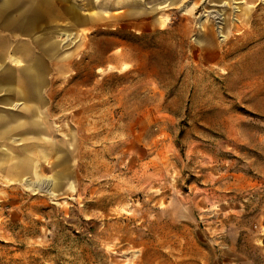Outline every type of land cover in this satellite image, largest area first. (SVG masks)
I'll list each match as a JSON object with an SVG mask.
<instances>
[{"label": "rangeland", "instance_id": "374dc122", "mask_svg": "<svg viewBox=\"0 0 264 264\" xmlns=\"http://www.w3.org/2000/svg\"><path fill=\"white\" fill-rule=\"evenodd\" d=\"M38 7L6 64L41 61V101L0 90L40 123L0 139V264H264V183L232 185L264 178V0Z\"/></svg>", "mask_w": 264, "mask_h": 264}, {"label": "crops", "instance_id": "0c3cea01", "mask_svg": "<svg viewBox=\"0 0 264 264\" xmlns=\"http://www.w3.org/2000/svg\"><path fill=\"white\" fill-rule=\"evenodd\" d=\"M36 3V0H0V90L10 95L22 97L26 101H41L39 98L40 88L44 82V68L41 61L37 58L28 59L20 68H14L12 65L6 64L8 59L18 61L16 47L12 45V36L16 32L29 34L36 25L37 12L40 7L35 10L30 7ZM40 4V3H37ZM7 34H3V32ZM46 35H44L45 37ZM53 43L48 44L43 49V53L52 57ZM5 104L13 105L11 97H5ZM2 102V100H0ZM29 110V106H26ZM38 115L30 117L20 112L0 108V139L9 136L12 139L13 129L24 128L26 124L33 125L38 122ZM28 132V131H26ZM22 140H30L29 137ZM13 154L10 146L0 144V169L13 167ZM264 177V176H262ZM264 183V178H256L243 172L235 175L232 182L233 187L238 191L252 189L256 184ZM221 256L210 255L198 259L202 264H253L248 258L239 252L233 244H228Z\"/></svg>", "mask_w": 264, "mask_h": 264}]
</instances>
